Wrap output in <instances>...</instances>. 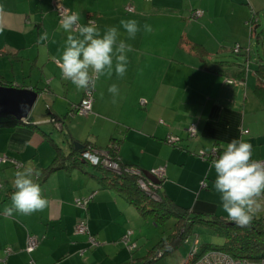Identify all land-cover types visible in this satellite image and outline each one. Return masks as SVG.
Returning a JSON list of instances; mask_svg holds the SVG:
<instances>
[{"label": "crops", "instance_id": "0c3cea01", "mask_svg": "<svg viewBox=\"0 0 264 264\" xmlns=\"http://www.w3.org/2000/svg\"><path fill=\"white\" fill-rule=\"evenodd\" d=\"M60 1L80 14L81 24L92 19L101 32L116 26L121 39H126L121 19H136L141 30L135 39H127L134 51L128 53L125 77H101L93 90L92 112L74 115L70 108L81 101L85 91L62 79L57 67L67 33L59 29L55 0H0L1 77L12 86L35 90L37 100L44 97L47 108L65 119L63 128L47 116L35 120L38 128H0V153L22 163L20 167L9 162L0 165V264H102L93 257L100 251L113 253V259L124 258L111 264H126L130 259L129 264H141L162 239L149 235L145 229L149 220L123 195L81 169L59 170L43 180L42 170L56 155L45 134L65 153L71 151L72 142L89 143L94 150H104L115 142L125 164L142 171L165 166L162 193L177 204L228 220L213 187L211 162L233 139L250 143L253 159L264 157V104L253 90L264 46V0ZM130 6L133 11H128ZM196 9L204 13L192 18ZM253 15L257 33L249 22ZM144 24L151 25L150 33L144 31ZM45 31L49 39L38 44ZM236 45L238 53L233 50ZM113 83L120 89L116 103L108 92ZM192 124L197 128L195 136L187 130ZM168 135H178L181 140L169 144ZM215 148L212 157H202L200 152L208 155ZM29 161L40 171L34 179L48 206L31 215H5L15 191V172ZM88 197L86 208L77 204L78 199ZM254 219L264 221V207ZM81 220H87L89 233L76 232ZM129 231L127 249L122 245ZM29 235L39 239V247L32 253L25 250ZM90 237L97 245H91ZM140 237L154 244L137 256L136 250L145 247ZM8 248L10 253H6ZM87 249L90 254L85 256Z\"/></svg>", "mask_w": 264, "mask_h": 264}, {"label": "clouds", "instance_id": "9594fccd", "mask_svg": "<svg viewBox=\"0 0 264 264\" xmlns=\"http://www.w3.org/2000/svg\"><path fill=\"white\" fill-rule=\"evenodd\" d=\"M80 20L77 12L61 13L59 29L67 36L56 63L62 79L70 81L76 89L88 92L96 88L101 77L111 79L115 74L117 79H123L129 64L128 53L134 51L127 39H135L141 30L139 22L121 19L120 27L126 33V39H121L122 34L116 26H109L101 32L94 20L89 19L86 25ZM143 29L149 33L152 31L149 24H144ZM48 39L49 34L42 32L37 43L43 44ZM108 92L116 103L120 96L118 85L113 83ZM211 164L215 172L213 187L220 195L227 219L237 227H250L264 207V161L253 159L250 143L233 139ZM39 175V169L31 161L15 172V191L11 195V207L4 209L5 215L10 216L14 212L31 215L48 206L40 184L34 179Z\"/></svg>", "mask_w": 264, "mask_h": 264}, {"label": "trees", "instance_id": "16d2710c", "mask_svg": "<svg viewBox=\"0 0 264 264\" xmlns=\"http://www.w3.org/2000/svg\"><path fill=\"white\" fill-rule=\"evenodd\" d=\"M255 16L249 21L254 27ZM257 21V20H256ZM261 33V32H259ZM235 50V48L233 49ZM240 51V50H239ZM238 51V52H239ZM236 52V53H238ZM202 55V54H200ZM243 78L244 70L241 72ZM257 82L254 86V93L264 104V46L262 56L258 60V65L255 68ZM0 85L12 86L11 82L4 80L0 75ZM45 116L50 117L55 124H60L58 127L65 126L64 116H60L53 112L50 108H46ZM0 128H14L18 126H26L30 128H38L33 114L26 118H17L13 115L0 116ZM50 143L56 150V155L53 161L46 166L41 173L43 180H46L53 173L70 168H78L83 172L96 177L100 183L109 189H114L123 195L132 204L136 210L145 218L151 217L155 223L162 224L170 219H175L174 231L168 237L162 238L147 254L141 264H155L163 257L172 254L183 241H186L193 233L196 225H206L214 227L215 230L223 234L227 241L223 245L200 244L198 242L197 251L194 257H199L205 251L211 249L223 250L234 257H243L250 259H259L264 257V221L261 219H253L250 227L240 228L233 222L225 220L219 216H207L192 212L187 207L177 204L168 195L162 193L163 182L159 185L150 183L149 179L144 175V171L140 173L131 172L129 169L136 168L135 165L125 164L119 158L118 144L113 142L106 146L109 156L114 161L119 163V170H115L105 166L104 164L93 165L81 158V152L89 147V143H84L82 149L77 150L75 144L71 143V151L65 153L63 149L55 142L50 134H45ZM72 140L70 139V142ZM92 148V147H91ZM92 165L93 170L89 171L88 166ZM145 181L151 185V191L145 189L141 181ZM193 256L188 257L184 264H190L194 259ZM194 258V259H193Z\"/></svg>", "mask_w": 264, "mask_h": 264}, {"label": "built area", "instance_id": "2783aa9c", "mask_svg": "<svg viewBox=\"0 0 264 264\" xmlns=\"http://www.w3.org/2000/svg\"><path fill=\"white\" fill-rule=\"evenodd\" d=\"M55 9L57 12V16L60 20L61 18V13L64 11L71 12L68 7H66L60 0H55ZM128 11H133V7H127ZM204 11L202 9H196L193 11L192 18H198L203 15ZM240 50L239 45H236L235 51L238 52ZM228 82H234L233 79H227ZM93 90L91 92L85 91V94L81 101L77 104H73L70 108V113L74 115H79V116H87L92 112V106H93ZM188 133L190 136H195L197 133V128L195 124H192L188 129ZM181 140V137L178 135H168L166 137V142L169 144H177ZM202 157L205 158H210L212 157L215 153H217V149H213L211 153L208 155L206 153L200 152ZM81 158L85 161H88L89 163L93 165H98V164H104L105 166L119 170L120 166L117 161H114L113 159L110 158L108 150H94L93 148H86L81 152ZM256 160H262L264 161V157ZM12 163L16 167L22 166V163L18 161L15 158L10 157L6 153H0V165H3L5 163ZM131 172L135 173H140L141 171L137 168H131L129 169ZM150 173L156 176L160 180H165L166 178V167L165 166H159V167H154L150 169ZM150 181V180H149ZM150 183L154 184L152 181ZM142 186L151 191V185L146 183L145 181H141ZM154 185H159V184H154ZM2 186L1 180H0V187ZM90 201V197L84 198V199H78L77 204L83 208H86L88 203ZM76 232L79 234H85L89 233V227H88V222L87 220H81L77 227H76ZM132 234L131 231L127 233V235L124 238V242L128 244L129 237ZM90 243L91 245L95 246L97 245V241L95 238L90 237ZM198 240L195 241V245L193 249H191L189 256L194 257L196 254L195 252L197 251V245ZM39 247V239L34 236V235H29L27 239V244L25 247V250L28 253H32ZM12 250L11 249H6V253H10ZM197 257V255L195 256ZM194 257V258H195ZM193 258V259H194ZM32 263L35 261L32 259ZM190 264H264V257H261L259 259H250V258H243V257H234L231 254L223 251V250H218V249H211L208 251H205L203 254H201L199 257L194 259Z\"/></svg>", "mask_w": 264, "mask_h": 264}, {"label": "rangeland", "instance_id": "374dc122", "mask_svg": "<svg viewBox=\"0 0 264 264\" xmlns=\"http://www.w3.org/2000/svg\"><path fill=\"white\" fill-rule=\"evenodd\" d=\"M261 13H262L261 17H262V22H263L264 21V11H261ZM47 104H48V101L44 97L41 98L40 100H37L32 111H31L33 116L37 119L45 118L46 116L44 113H45V110L47 108ZM0 119H2V117H0ZM62 137L63 136H61V138ZM59 144L63 145L62 140L59 142ZM143 219L149 220V222H145V229L150 233L149 235L152 238H156L158 235L157 241L160 240V238L168 237L172 233V231H173L172 229H174L175 219H170L167 222H164L162 224L155 223L151 217H149V218L143 217ZM137 236H138V233H137ZM75 237H76L75 235L69 236V238L71 240H76ZM66 239H67V237H66ZM197 239H199L201 245L202 244L223 245L227 241V238L223 234L218 233L214 227H209L206 225H196L193 233L189 236V238L186 241H183L180 244L179 249L176 251V253L173 254L172 256H169L168 258L161 259L162 261H160L158 264H182L183 263L182 261L189 254L190 250L194 247L195 241ZM149 242H151V241H147V239L140 237V243L145 244V247H141V248H138L136 250V253L138 252L137 256L140 255L141 251L147 253V251H148L147 248H151L154 244V243H149ZM152 242H154V241H152ZM127 245H128L127 243H123L122 247L127 248ZM96 249H97V246H96V248H94V251ZM88 251H90V250L87 249V253L85 254V256L90 254V252H88ZM78 255H79V257H82V258L85 257L83 255H80L79 253H78ZM135 256H136V254H135ZM93 257L96 259H99L102 264H111L113 262L116 263V262H121L122 260H124V258H122V255L119 256V258H117V259H113L114 258L113 253H111L110 255H107L106 252H103V251L97 252ZM130 260H128L127 261L128 263H126V264H129ZM135 261H136V259H135ZM136 262H138V261H136Z\"/></svg>", "mask_w": 264, "mask_h": 264}, {"label": "water", "instance_id": "95a60500", "mask_svg": "<svg viewBox=\"0 0 264 264\" xmlns=\"http://www.w3.org/2000/svg\"><path fill=\"white\" fill-rule=\"evenodd\" d=\"M38 97V92L31 88H19L15 86L0 85V116L13 115L17 118H26L30 115ZM84 146L75 142L77 150ZM144 175L154 184H160L161 180L144 170Z\"/></svg>", "mask_w": 264, "mask_h": 264}, {"label": "bare ground", "instance_id": "6f19581e", "mask_svg": "<svg viewBox=\"0 0 264 264\" xmlns=\"http://www.w3.org/2000/svg\"><path fill=\"white\" fill-rule=\"evenodd\" d=\"M246 258V257H245Z\"/></svg>", "mask_w": 264, "mask_h": 264}]
</instances>
